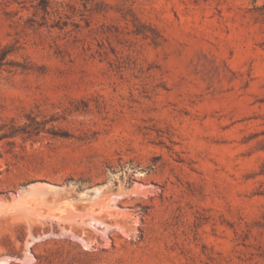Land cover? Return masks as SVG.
<instances>
[{
    "label": "rangeland",
    "instance_id": "374dc122",
    "mask_svg": "<svg viewBox=\"0 0 264 264\" xmlns=\"http://www.w3.org/2000/svg\"><path fill=\"white\" fill-rule=\"evenodd\" d=\"M1 260L264 264V0H0Z\"/></svg>",
    "mask_w": 264,
    "mask_h": 264
},
{
    "label": "bare ground",
    "instance_id": "6f19581e",
    "mask_svg": "<svg viewBox=\"0 0 264 264\" xmlns=\"http://www.w3.org/2000/svg\"><path fill=\"white\" fill-rule=\"evenodd\" d=\"M34 186V185H33ZM98 191V190H97ZM0 264H9L7 261H3V260H1L0 261Z\"/></svg>",
    "mask_w": 264,
    "mask_h": 264
}]
</instances>
